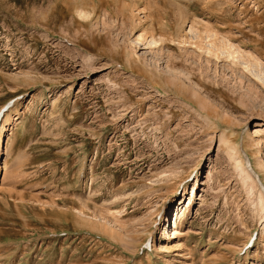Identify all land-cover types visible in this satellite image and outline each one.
Wrapping results in <instances>:
<instances>
[{"label":"rangeland","instance_id":"obj_1","mask_svg":"<svg viewBox=\"0 0 264 264\" xmlns=\"http://www.w3.org/2000/svg\"><path fill=\"white\" fill-rule=\"evenodd\" d=\"M7 102L0 264H264V0H0Z\"/></svg>","mask_w":264,"mask_h":264},{"label":"bare ground","instance_id":"obj_2","mask_svg":"<svg viewBox=\"0 0 264 264\" xmlns=\"http://www.w3.org/2000/svg\"><path fill=\"white\" fill-rule=\"evenodd\" d=\"M77 14H78V17H80L82 19L83 18H88L89 15H90L89 12L85 11V10H78ZM153 44H155V43H153ZM203 101H204V99H203ZM11 110H14V109L12 108ZM10 113H6L7 116L4 118V121H3L4 125L7 124V122L10 120ZM4 129H5L4 126L0 129V139L2 138L1 135H2ZM249 134H251V133H249ZM249 138H251V137H249ZM259 142H260V140H259ZM232 147L233 146H231L230 150H231V157H233L235 159V162H236V163H234L235 166H236L235 168H236L237 171H239L240 179L243 182L244 189L249 194H251L250 197H252L253 199L255 198V199L258 200L257 203H255L256 205L254 207V210H261V211H259L261 218L260 217L259 218L263 221L264 220V188L262 187V184L260 183L261 181H259L258 175H257L258 179H256V177H255V175L253 173L254 170L251 171L250 168L248 167L247 158L245 159L244 156H243V152L244 151L241 150L240 148H236V147L232 148ZM263 157L264 156L262 155L261 145L259 144L258 147H257V150H256L254 161H253V165H254V167L256 169L264 170V159H263ZM188 205H189V203L186 206V202H185V203H183V206L182 205L180 206L181 208L178 207L177 213H175V219L176 220L174 219L175 220L174 221V226L177 225L178 221L181 220V218H183V216L185 214V210L188 207ZM263 224H264V222H263Z\"/></svg>","mask_w":264,"mask_h":264}]
</instances>
